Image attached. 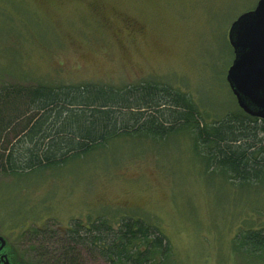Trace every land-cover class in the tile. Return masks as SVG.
I'll return each mask as SVG.
<instances>
[{
    "label": "rangeland",
    "instance_id": "rangeland-1",
    "mask_svg": "<svg viewBox=\"0 0 264 264\" xmlns=\"http://www.w3.org/2000/svg\"><path fill=\"white\" fill-rule=\"evenodd\" d=\"M256 3L0 0V83L159 81L218 117L238 105L228 32ZM100 215L114 228L123 217L156 225L170 243L163 264H264V253L235 245L244 229L264 226V179L241 184L207 166L187 133L122 136L59 168L0 170V236L16 264L35 260L30 229L60 236ZM82 264L109 262L84 253Z\"/></svg>",
    "mask_w": 264,
    "mask_h": 264
},
{
    "label": "trees",
    "instance_id": "trees-1",
    "mask_svg": "<svg viewBox=\"0 0 264 264\" xmlns=\"http://www.w3.org/2000/svg\"><path fill=\"white\" fill-rule=\"evenodd\" d=\"M209 114L188 94L159 81L129 86L3 81L0 170L20 175L59 168L122 136L165 140L187 133L207 166L241 184L262 181L264 119L239 105L218 117ZM30 233L36 236L35 260L21 264H82L84 253H97L109 264H163L170 250L161 230L137 217H123L117 228L100 215L77 221L60 236L46 227ZM235 245L262 256L264 226L244 229Z\"/></svg>",
    "mask_w": 264,
    "mask_h": 264
},
{
    "label": "water",
    "instance_id": "water-1",
    "mask_svg": "<svg viewBox=\"0 0 264 264\" xmlns=\"http://www.w3.org/2000/svg\"><path fill=\"white\" fill-rule=\"evenodd\" d=\"M228 38L234 52L226 75L229 86L240 108L264 119V0L232 22Z\"/></svg>",
    "mask_w": 264,
    "mask_h": 264
},
{
    "label": "flooded vegetation",
    "instance_id": "flooded-vegetation-1",
    "mask_svg": "<svg viewBox=\"0 0 264 264\" xmlns=\"http://www.w3.org/2000/svg\"><path fill=\"white\" fill-rule=\"evenodd\" d=\"M258 1L259 0H257V3ZM5 246H6V240H5V244H2V241L0 240V264H16L12 262V260L9 257V254L7 253V251L4 250Z\"/></svg>",
    "mask_w": 264,
    "mask_h": 264
}]
</instances>
